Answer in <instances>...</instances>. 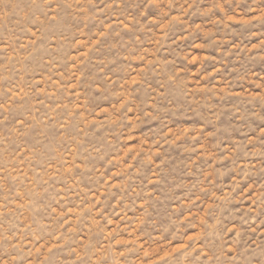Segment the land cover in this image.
Segmentation results:
<instances>
[{"label":"rangeland","instance_id":"1","mask_svg":"<svg viewBox=\"0 0 264 264\" xmlns=\"http://www.w3.org/2000/svg\"><path fill=\"white\" fill-rule=\"evenodd\" d=\"M0 264H264V0H0Z\"/></svg>","mask_w":264,"mask_h":264}]
</instances>
